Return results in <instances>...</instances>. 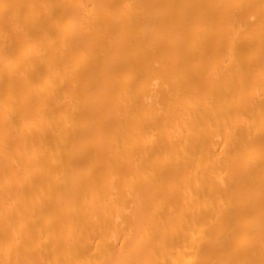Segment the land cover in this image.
Here are the masks:
<instances>
[{
    "label": "bare ground",
    "instance_id": "6f19581e",
    "mask_svg": "<svg viewBox=\"0 0 264 264\" xmlns=\"http://www.w3.org/2000/svg\"><path fill=\"white\" fill-rule=\"evenodd\" d=\"M0 264H264V0H0Z\"/></svg>",
    "mask_w": 264,
    "mask_h": 264
}]
</instances>
